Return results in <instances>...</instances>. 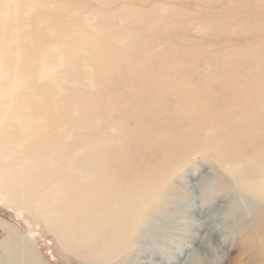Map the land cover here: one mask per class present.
<instances>
[{
    "label": "rangeland",
    "instance_id": "374dc122",
    "mask_svg": "<svg viewBox=\"0 0 264 264\" xmlns=\"http://www.w3.org/2000/svg\"><path fill=\"white\" fill-rule=\"evenodd\" d=\"M5 9L0 58L13 75L0 79V93L30 87L61 102L62 157L80 155L70 167L42 166L21 110L0 111V169L15 170L8 181L24 182L33 202L59 191V215L47 224L0 198V263L89 264L83 248L94 255L118 241L99 216L120 224L157 188L161 203L111 264H264V226L250 225L264 214V174L248 163L264 156V0H0ZM18 68L29 74L20 88ZM11 231L24 246L15 259ZM78 237L87 240L79 246Z\"/></svg>",
    "mask_w": 264,
    "mask_h": 264
},
{
    "label": "bare ground",
    "instance_id": "6f19581e",
    "mask_svg": "<svg viewBox=\"0 0 264 264\" xmlns=\"http://www.w3.org/2000/svg\"><path fill=\"white\" fill-rule=\"evenodd\" d=\"M6 6H8V5H6ZM14 9H15V7H14ZM5 13H9V11L7 9H5L3 12L0 11V16L4 18L6 16ZM38 21H39V19H38ZM1 29H2V27H1ZM6 34H7V32H6ZM8 34H10V33H8ZM17 53H19V52H17ZM35 54H37V53H35ZM37 57H38V55H37ZM15 58H17V57H15ZM26 59H28V58H26ZM31 60L29 61L30 63L28 62L29 64H32ZM38 61L40 62L41 68L45 69L47 67V62H49V61H47L45 51H43V52L41 51V58H39ZM2 62H4V59L0 58V69H1L0 79H6V78L10 79V77H12L13 74L12 75H11V73L9 74V69L8 70H7V68L3 69L4 66H2ZM16 63H18V61ZM29 64H27V65H29ZM16 65L18 66V64H16ZM53 66H54V64H53ZM20 67L21 68L23 67V69H27L26 67L24 68V66H20ZM13 68H17V67H13ZM10 70H12V69H10ZM17 70L19 71V73L17 75H14L12 82H13V84L15 83L16 87H19L20 82H22V84H23L24 82H26L24 80L29 81L28 80L29 78L27 77L29 74H27V72L25 74V72H23L25 70L20 71L19 68ZM37 71H38V69H37ZM14 72H16V71H14ZM32 72H34V71H32ZM48 74H49V72H48ZM33 79H34V76L32 79L30 77V80H33ZM34 81H35V79H34ZM4 82L5 81L2 80V82H0V85L4 84ZM40 83H41V89L47 88L48 82H46L45 75L43 76V82H39V84ZM25 84H27V83H25ZM28 84H29V82H28ZM11 86H9L7 90L2 91V93H0V95H1L0 96V111L2 112L4 110V107H6V106L8 107V105L11 106V109L14 108L13 113L21 110L22 117L19 118L18 124H20V125L22 124V126L24 125L25 129L29 132V134L34 133V135H32L33 138H34V136L38 135L37 136L38 138L36 139L35 145L37 147H40L37 150V155L38 156L41 155L43 157L40 160V164L42 166H46L47 168H54V167L59 168L61 166V160H63V162H65V164L67 166H69V167L72 166V164L74 162L73 156H75L76 154L79 156L80 154H79V152L76 151L75 153L72 154L71 158H67L65 156L62 157L63 156V150L66 151V149L68 148V144L65 141L66 138L65 139L63 138V136H65V132H64V128H63L64 111H63V108L61 107L62 106L61 102L56 101V100H51V98L49 97V95L46 91L35 92L34 89L32 90L28 85H24L23 87H29V91H28V89H23V88L11 90L13 88V87L11 88ZM31 86H33V85H31ZM31 90L33 92H31ZM33 106L34 107H36V106H40V107L48 106V108H52V111L45 114V115H42V117L36 116L37 118H35V117H33L32 114H30L31 111L28 112L30 109H32ZM22 118H24V120ZM35 127H41V128H44V130H36ZM70 134H71V132H70ZM68 137H70V136H68ZM257 149H261V147L257 146L256 152H257ZM15 150H16L15 148H12V149H10V152H14ZM53 151H57L56 155H53V154L49 155L50 153H48V152H53ZM258 156L259 157H255L254 160L249 161L248 163L250 165H253L254 167H256V173L260 175L261 173L264 174V156H260V154H258ZM102 162H103V160H102ZM6 166L8 167V171L6 169H4L3 167H1V169H0V181H2L4 183V185H1V182H0V198L3 199V202L5 203V205L6 206L7 205L13 206L14 204H16V205L20 204L30 214L36 215L37 217H41L45 221L46 224L54 221L56 214L59 215V210L57 208L54 209L51 205H52L53 201H55L57 199L54 192L58 191V189L53 186V192L50 193L51 201L45 200L43 202L42 201H39V202L34 201L33 202V200H29L27 197H23L24 195H21V193H23L25 186H26V184L24 182L21 181V182H18L17 184H14V183H10V181H8L9 180L8 175L12 176V174L15 173V170H13L11 165H6ZM3 171H6L5 176H3V174H4ZM58 171L60 172V170H58ZM3 177H5L4 178L5 181L3 180ZM125 178H127V177H125ZM248 190L256 196L259 194V190L256 187V185H254L253 189H248ZM17 193H19V194H17ZM163 193H164L163 191H161V192L158 191L157 188H155V189L150 188L149 191L146 192L147 195H145L144 199L138 203V204H140V208L136 207L134 209V211L132 212L131 216L120 224L117 221H115V222L110 221L109 222V220H106L103 217L104 215L101 214V216H99V224H101L100 227L103 230H105L106 229L105 225H107L110 228L109 229L107 227V229L110 233L109 238H114V237L118 236V241L117 242H110L107 246L101 247V251H98L94 255L89 254V251L85 250L83 248V250L81 252L82 253L81 259H84L89 264L97 262V261H101L102 264H111L115 260H118L121 257V254L126 252V250H128L130 248V246L133 244L132 241L135 240L137 232H139L140 229L143 228L148 223V221H149L148 220V218H149L148 213H149V211L154 209V207H156L158 204L161 203V201L163 199V195H164ZM16 196H19V197H16ZM82 215H85V214H82ZM84 218L87 220L86 223H88V221L90 223L96 222V220H94L92 218L91 213L88 214L87 216H85ZM86 223H85V225H86ZM250 225L253 228H257L259 231L264 226V214L259 215L257 218L253 219L251 221ZM17 237L18 236L16 235V233L11 231L5 240V242L7 244L6 249H7L8 253L11 254L13 259H15L16 257L18 258V255L23 251L22 249L24 248L21 241L19 240L20 237H18V238ZM59 237L63 239L65 236L62 235V237L61 236H59ZM86 240L87 239L85 237H83V238L78 237L77 238L78 245L80 246V243L86 242ZM0 264H2V263H0ZM6 264H13V262L9 261L8 263L6 262Z\"/></svg>",
    "mask_w": 264,
    "mask_h": 264
}]
</instances>
